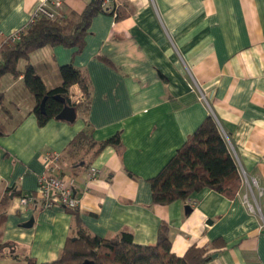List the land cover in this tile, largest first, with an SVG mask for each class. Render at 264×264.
<instances>
[{
  "label": "crops",
  "instance_id": "obj_1",
  "mask_svg": "<svg viewBox=\"0 0 264 264\" xmlns=\"http://www.w3.org/2000/svg\"><path fill=\"white\" fill-rule=\"evenodd\" d=\"M92 1L65 0L66 19L78 20ZM121 3L127 16L95 15L82 47H42L18 62V76L0 77V264L59 259L78 223L106 239L129 232L145 246L157 244L164 226L176 256L197 246L217 254L206 264H264V0ZM36 4L0 0V58L6 37L27 26ZM28 64L49 90L61 86L62 66L87 75L89 103L74 122L39 125L24 82ZM69 93L72 103L84 101L79 85ZM209 116L239 167L238 193L204 189L154 203L150 179ZM87 127L97 142L120 133L122 144L83 154L78 164L63 158L80 208L20 206L22 193L37 190L46 154L65 155ZM91 168L99 173L87 188Z\"/></svg>",
  "mask_w": 264,
  "mask_h": 264
},
{
  "label": "trees",
  "instance_id": "obj_2",
  "mask_svg": "<svg viewBox=\"0 0 264 264\" xmlns=\"http://www.w3.org/2000/svg\"><path fill=\"white\" fill-rule=\"evenodd\" d=\"M99 2L93 1L78 20L41 19L25 32L20 41L4 46L0 58V77L5 73L18 76V62L28 59L31 52L42 47H82L93 17L100 13ZM126 16L124 10L120 9L115 18L120 21ZM60 74L63 81L61 86L49 90L32 65L28 64L25 68L24 82L35 98L33 112L40 126L56 118L62 111L64 104L54 98L57 95L65 98L66 103L75 107L76 111L77 108L87 107L89 103L91 92L87 75L73 65L60 67ZM76 84L84 96V101L78 104L70 101L69 93L71 86ZM45 98V111L42 112L41 104ZM121 144L120 133L97 142L93 138L92 128L87 127L70 142L65 155H61V163L65 157L78 164L82 161L78 157L83 154L92 153L95 157L103 149L119 148ZM241 181L240 170L229 145L216 120L209 116L159 174L150 179V184L153 202L165 205L186 200L204 189L234 197L240 189ZM0 204L1 207L5 206L2 202ZM171 249L172 242L164 226L160 229L157 244L145 246L136 244L129 232H123L114 239H106L90 235L78 223L76 236L68 239L59 259L39 263L28 257L25 264H206L212 256L206 247L192 246L182 257L173 254Z\"/></svg>",
  "mask_w": 264,
  "mask_h": 264
},
{
  "label": "built area",
  "instance_id": "obj_3",
  "mask_svg": "<svg viewBox=\"0 0 264 264\" xmlns=\"http://www.w3.org/2000/svg\"><path fill=\"white\" fill-rule=\"evenodd\" d=\"M123 4L121 0H100V12L114 15L118 14ZM65 0H37V4L30 14V20L25 28L17 30L6 37L4 44L11 45L21 40L25 32L41 19L50 21L65 20ZM78 103V102H77ZM45 171L38 178L36 191L24 192L19 197L22 207H34L40 209L66 208L70 210L79 209L81 197L75 192V187L65 175L61 163V154L52 152L46 154ZM98 170L91 168L85 175L88 185L97 180ZM263 195V191L260 192ZM249 209L257 214L261 213L259 206L248 204Z\"/></svg>",
  "mask_w": 264,
  "mask_h": 264
},
{
  "label": "water",
  "instance_id": "obj_4",
  "mask_svg": "<svg viewBox=\"0 0 264 264\" xmlns=\"http://www.w3.org/2000/svg\"><path fill=\"white\" fill-rule=\"evenodd\" d=\"M95 1V0H93ZM92 1V2H93ZM57 101L61 102L62 104H64V107L62 109V111L56 116V119L57 120H65V121H68V122H74L77 118V111H76V108L75 107H72V106H69L67 103H66V100L65 98H63L62 96L60 95H57L54 97ZM45 102H46V98L43 100L42 104H41V110L42 112L45 111ZM186 211H191V207L190 206H187L185 208ZM217 257V254L209 257L207 259V262L210 261L211 259L213 258H216Z\"/></svg>",
  "mask_w": 264,
  "mask_h": 264
},
{
  "label": "rangeland",
  "instance_id": "obj_5",
  "mask_svg": "<svg viewBox=\"0 0 264 264\" xmlns=\"http://www.w3.org/2000/svg\"><path fill=\"white\" fill-rule=\"evenodd\" d=\"M2 264H6V263L2 261Z\"/></svg>",
  "mask_w": 264,
  "mask_h": 264
}]
</instances>
